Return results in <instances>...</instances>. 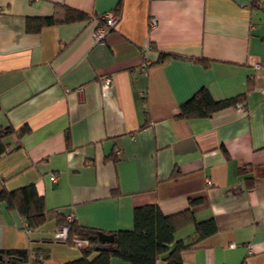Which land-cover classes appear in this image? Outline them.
I'll list each match as a JSON object with an SVG mask.
<instances>
[{
	"label": "crops",
	"instance_id": "crops-1",
	"mask_svg": "<svg viewBox=\"0 0 264 264\" xmlns=\"http://www.w3.org/2000/svg\"><path fill=\"white\" fill-rule=\"evenodd\" d=\"M67 9L89 20L27 31L28 19L62 21ZM107 13L118 23L97 42ZM106 76L113 83L103 96ZM202 89L215 102L243 97L245 108L178 119ZM4 128L14 133L0 178L8 191L35 186L50 214L28 234L2 203L0 251L41 248L50 252L44 264H67L89 242L55 241L58 215L114 234L134 228L136 208L155 205L165 216L191 209L196 223L215 222V234L182 252L183 264H264V5L0 0ZM182 223L175 242L194 240V222Z\"/></svg>",
	"mask_w": 264,
	"mask_h": 264
},
{
	"label": "trees",
	"instance_id": "trees-1",
	"mask_svg": "<svg viewBox=\"0 0 264 264\" xmlns=\"http://www.w3.org/2000/svg\"><path fill=\"white\" fill-rule=\"evenodd\" d=\"M264 0H252V6L262 8ZM85 13L67 9L62 21L50 19H28L27 31L38 32L44 27L57 23H75L88 21ZM115 29V28H114ZM243 98V97H242ZM241 97L215 102L209 93L202 89L187 103L183 104L178 119L205 118L212 114L243 104ZM14 133L12 128L0 129V158L7 152L5 138ZM30 133V129L20 130V137ZM4 203L10 212H17L26 223L25 228L32 231L42 227L49 219V210L45 198L39 195L35 186L28 185L13 191H8L5 182L0 178V205ZM199 201H191L190 205ZM194 222L196 238L190 242H175V234L185 223ZM58 228L69 227L67 243H74L76 238L87 240L88 249L83 258L67 264H113V258H119L127 264H156L163 260L166 264H183L182 252L192 249L217 231L213 220L203 223L194 221L191 209L177 215L165 216L155 205L138 207L134 210V228L114 233L112 243L100 242L93 236L97 231L84 227L74 220H67L58 215ZM99 248V250H97ZM99 255L90 260L94 251ZM50 257V252L41 248L24 250L0 251V264H44Z\"/></svg>",
	"mask_w": 264,
	"mask_h": 264
},
{
	"label": "built area",
	"instance_id": "built-area-1",
	"mask_svg": "<svg viewBox=\"0 0 264 264\" xmlns=\"http://www.w3.org/2000/svg\"><path fill=\"white\" fill-rule=\"evenodd\" d=\"M99 24L96 27L95 30V40L97 42H102L105 40L106 36L108 35V33L110 31H112L117 23H118V15L115 13H107L103 16H101L99 18ZM157 19H151L150 21V26L151 27H155L157 25ZM255 69H260L262 67V65L260 63H256L254 65ZM112 78L111 77H103L100 81V86H101V91H102V95L106 96L112 86ZM238 107L240 110H243L245 108L244 104H238ZM208 184H210V181H208ZM71 220V219H69ZM26 233L30 234L31 230L26 229ZM68 232H69V227L68 226H64L60 229H58L53 236V239L55 241H66L68 239ZM74 243L81 245V241L76 238L74 240Z\"/></svg>",
	"mask_w": 264,
	"mask_h": 264
},
{
	"label": "water",
	"instance_id": "water-1",
	"mask_svg": "<svg viewBox=\"0 0 264 264\" xmlns=\"http://www.w3.org/2000/svg\"><path fill=\"white\" fill-rule=\"evenodd\" d=\"M98 239L100 242L103 243H112L115 239L114 234H107L103 231H98L96 235L93 236V239ZM99 250V248H98ZM1 260V258H0Z\"/></svg>",
	"mask_w": 264,
	"mask_h": 264
}]
</instances>
